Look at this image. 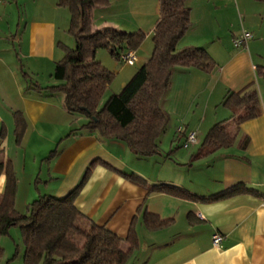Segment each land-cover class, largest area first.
Instances as JSON below:
<instances>
[{"label":"crops","instance_id":"crops-1","mask_svg":"<svg viewBox=\"0 0 264 264\" xmlns=\"http://www.w3.org/2000/svg\"><path fill=\"white\" fill-rule=\"evenodd\" d=\"M260 3L264 1L187 0L191 26L177 48L205 49L215 68L208 74L175 68L161 105L169 122L159 138V153L137 159L123 142L100 138L82 128L85 119L74 121L60 96H43L29 83L31 78L41 88L56 85L44 86L40 76L45 74L51 82L54 65L64 56L67 9L58 7L57 0H0V160L12 164V142L6 128L13 127L15 132L18 122L23 131L18 142L14 136L15 145L31 143L32 160H46V171L41 172L42 162L31 175L35 181L29 185L26 206L43 195L63 198L97 160L75 206L121 238L132 226L138 246L126 264H264V6ZM157 16L158 0H111L107 7L93 10L92 29L141 32L149 39ZM242 31L251 33L252 39L235 48L233 40ZM145 47L135 52L137 68L151 56L152 50L149 54ZM103 58L102 54L96 57L101 65ZM124 65L115 62L113 72L125 73L117 86L110 84L107 94L121 90L133 75V71L117 69ZM230 93L234 96L223 104ZM253 93L259 100V115L237 122L246 113L245 100ZM217 124L227 130L232 142L212 151L205 139ZM191 131L197 134L196 145L191 151H179ZM54 144L61 148L57 155L50 151ZM135 160L146 163L145 173L132 167ZM101 162L123 174H128L129 167L147 186L171 184L209 197L243 185L260 196L200 203L148 194L146 187ZM4 180L1 175L0 195ZM144 212L172 222L149 230L142 221ZM214 234L221 237L218 246L211 243Z\"/></svg>","mask_w":264,"mask_h":264},{"label":"trees","instance_id":"trees-1","mask_svg":"<svg viewBox=\"0 0 264 264\" xmlns=\"http://www.w3.org/2000/svg\"><path fill=\"white\" fill-rule=\"evenodd\" d=\"M111 0H57V6L69 13L68 32L75 47L65 48L64 56L55 63L51 77L56 85L43 88L29 79V83L43 96H60L64 110L72 118L85 119L82 128L100 138L123 142L137 159H147L159 153V138L165 133L169 115L162 109L175 68L195 69L210 73L215 62L203 48L178 49L179 41L191 26L187 0H158V16L151 35L150 58L136 69L118 93L109 95L101 108L99 104L115 78L96 60L98 50H105L116 61L123 53L136 52L145 35L141 32L126 33L111 28L92 29V12L107 7ZM262 2L264 0H256ZM25 75V74H24ZM234 94H229L227 105ZM246 113L237 122L259 115L256 93L245 100ZM18 122V120H17ZM23 129L17 123L15 138L18 142ZM71 131L70 134H73ZM205 142L212 151L232 142L227 130L220 124L208 132ZM96 161L86 168L79 183L63 198L43 195L26 206L25 213L15 209L17 180L10 160H0V176L4 175L0 195V237L18 228L23 244V264H126L137 249L138 240L131 228L121 238L99 226L83 215L75 200L85 186ZM101 164L130 182L146 187L148 194H165L192 202H217L238 195L259 193L237 185L209 197L192 194L171 184L157 183L147 186L135 174H123L107 163ZM144 226L157 230L171 224L170 219L144 212ZM18 254L15 247L14 256Z\"/></svg>","mask_w":264,"mask_h":264},{"label":"rangeland","instance_id":"rangeland-1","mask_svg":"<svg viewBox=\"0 0 264 264\" xmlns=\"http://www.w3.org/2000/svg\"><path fill=\"white\" fill-rule=\"evenodd\" d=\"M264 6V3H260V6ZM70 21V19H69ZM68 26H69V23H68ZM145 35V38H144V41L142 43V45L146 44V47L148 48V52L149 54L151 53V50H152V41H151V37L149 39H147V34H144ZM148 40V41H147ZM63 42V45L64 46V49L65 48H69V49H73L75 47V42H74V38L73 36L68 32V28H67V33H66V37H64V39L62 40ZM141 45V46H142ZM145 47V48H146ZM97 52H99L97 54V58L99 56H102L104 57L102 60V65L104 67H108L107 69L110 70L111 72H113L115 70V60L108 54L107 51L105 50H98ZM151 55V54H150ZM97 60V59H96ZM99 61V60H97ZM106 63V64H104ZM261 63H264V62H261ZM108 65V66H106ZM264 65V64H262ZM109 67H111L109 69ZM138 65L135 64L134 66L132 67H129L128 65H124V66H118L117 69L119 68V71L121 69H124V70H130V71H133V74L134 72L136 71ZM118 72V70H117ZM124 73H114L115 74V78L113 80V82L111 83L112 86L114 87V84H116L117 86V83L118 81L124 76ZM43 75V74H42ZM40 81L42 82V84L45 86L47 84H58L57 81L55 80H48L46 78V75L44 74L43 76H40ZM131 77V76H130ZM130 79V78H129ZM37 81V79H36ZM128 81V80H127ZM113 87L111 91H113ZM120 91V90H119ZM118 91V92H119ZM118 92H115L118 93ZM109 94L106 93V95H104V97L102 98L100 104H99V108L102 107V105L104 104V102H106V100L108 99V96ZM81 119V117H76L74 118V121L75 120H79ZM228 130H229V126H225ZM14 128L13 127H9L6 128V134L8 135V137L11 138V142L10 143L11 145V148H10V158H11V161H12V167H13V171H14V174H15V177H16V180L17 181V190H16V195H15V209L16 211H18L19 213H25L26 211V197L27 196V193L29 192V185H34V181L35 179L32 177L31 178V175L32 173H35L38 169H39V165L42 164L43 162V165H42V173H44V170H45V161L46 160H41L40 158L37 159L36 162H34L32 160V156H31V151L30 149L32 148V144H27L25 146L21 145V144H17L15 145V139H14ZM75 133V132H74ZM12 134V135H11ZM13 137V139H12ZM54 144V148L52 150H50L51 152L53 151L54 152V155H57L59 152H61V148H58V146ZM23 147V148H21ZM193 147V146H192ZM191 147L188 149V151H191ZM179 151L181 152H188V151H184V149H178ZM49 151V150H48ZM56 151V152H55ZM196 151V149H195ZM128 152V151H127ZM47 151L44 152L43 156L46 155ZM42 156V157H43ZM120 159H122L123 161H127V158L126 157H122L121 155L119 156ZM25 163V164H24ZM133 166L132 167H135V169H138L139 171H141L142 173L144 172L145 173V165L146 163H143L142 161H133ZM131 164V165H132ZM25 165V166H24ZM24 166V167H23ZM46 171V170H45ZM128 174H132L131 172V169L129 167H127V170ZM135 173V172H134ZM31 179V180H30ZM43 182V181H42ZM41 183L40 186L43 187L44 185ZM29 194V193H28ZM18 247V254L14 256V250H15V247ZM22 252H23V244H22V241H21V235H20V231L18 228H12L10 231H9V234L7 236H1L0 237V264H23L22 263Z\"/></svg>","mask_w":264,"mask_h":264},{"label":"built area","instance_id":"built-area-1","mask_svg":"<svg viewBox=\"0 0 264 264\" xmlns=\"http://www.w3.org/2000/svg\"><path fill=\"white\" fill-rule=\"evenodd\" d=\"M252 39V34L247 31H242L241 34L233 40V46L235 48H241L246 45V43ZM120 61L128 66H133L136 63V55L133 51H128L123 53L120 57ZM177 132H181V128L177 129ZM197 134L194 131L188 132L185 135L184 142L182 144L183 149H189L190 147L196 145ZM211 243L213 246H218L221 243V237L218 234H214L211 237Z\"/></svg>","mask_w":264,"mask_h":264}]
</instances>
